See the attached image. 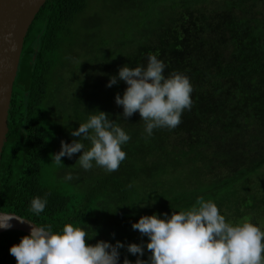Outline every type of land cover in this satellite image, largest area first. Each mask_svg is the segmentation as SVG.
Here are the masks:
<instances>
[{
	"label": "trees",
	"instance_id": "1",
	"mask_svg": "<svg viewBox=\"0 0 264 264\" xmlns=\"http://www.w3.org/2000/svg\"><path fill=\"white\" fill-rule=\"evenodd\" d=\"M95 1L100 3L47 0L28 30L8 115L5 141L12 144L0 160V211L50 226L54 233L62 232L66 224L83 228L91 245L100 240L125 244L121 232L133 230L132 224L141 216L170 217L190 210L201 197L214 202L226 222L234 226L250 222L260 228L264 0H117L112 12V5L104 0L101 7L107 8V14L101 7L94 9ZM105 17L111 22L108 29ZM110 44L112 51L106 49ZM84 45L90 50L83 54ZM88 52L92 62L105 63L112 76H118L125 65H146L148 57L155 55L166 66L165 76L180 73L189 79L191 109L184 110L175 129L157 128L148 136L138 112L124 120L123 107L115 99L97 97L93 84V95L83 91L60 100L57 85L71 71L74 53L89 62ZM126 87L118 79L112 91L122 97ZM16 94L19 102L14 106ZM60 101V108L71 110L68 117L62 111L56 115V107L53 112L52 105L58 108ZM106 104L115 108L110 119L130 136L121 146L126 158L116 172L106 173L93 162L79 180H62L58 170L66 173L70 168L77 175L81 166L76 161L82 153L62 157L58 169L52 158L51 120L59 117L63 126L83 112L89 117ZM84 144L90 147L88 141ZM173 168L192 185L177 191L164 183L161 187L158 179ZM153 185L164 193L142 199L139 190L151 191ZM37 197L46 200L40 214L30 210ZM143 200L151 203L141 206ZM26 235L18 230L0 233V264H17L9 249ZM119 252V260L127 258L131 264L150 256L149 252L132 255L126 248Z\"/></svg>",
	"mask_w": 264,
	"mask_h": 264
},
{
	"label": "clouds",
	"instance_id": "2",
	"mask_svg": "<svg viewBox=\"0 0 264 264\" xmlns=\"http://www.w3.org/2000/svg\"><path fill=\"white\" fill-rule=\"evenodd\" d=\"M165 68L161 60L150 55L146 65L121 67L118 76L110 77L106 85L112 87L118 79L126 83L123 96L117 94L115 102L123 107L124 120L137 112L140 114L148 136L157 128L175 129L184 110L192 107L193 89L189 79L180 73L165 76ZM71 135L81 140H73L71 144L61 141L60 151L52 155L55 163L61 164L62 157L71 159L74 154L82 153L76 163L84 170L92 169L95 162L112 173L119 170L126 158L121 146L130 136L103 111L80 123ZM84 141L89 142V148H85ZM73 178L67 173L63 179ZM45 206L46 200L37 197L31 201L30 210L40 214ZM164 215L163 219L156 214L141 216L132 224L133 230L149 238L146 248L151 253L147 261L138 258L135 264H264V231L250 222L235 226L227 223L211 200L201 197L190 210L173 212L170 217ZM13 218L20 223L35 224L7 214L3 215L0 228H10L9 221ZM86 237L85 229L71 224L64 225L60 233L52 232L50 226L36 225L9 252L17 264H118L123 243L117 241L113 245L100 240L91 245ZM127 251L143 256L144 244H128ZM123 264L131 262L125 258Z\"/></svg>",
	"mask_w": 264,
	"mask_h": 264
},
{
	"label": "rangeland",
	"instance_id": "3",
	"mask_svg": "<svg viewBox=\"0 0 264 264\" xmlns=\"http://www.w3.org/2000/svg\"><path fill=\"white\" fill-rule=\"evenodd\" d=\"M122 1V0H121ZM104 2V0H100V3H96L94 4V9L95 8H99L101 7V4ZM106 4L108 3V6L110 7L112 4L115 5V3L117 2V0H106L105 1ZM122 6V5H121ZM116 8V7H115ZM101 11H105V14L108 13L107 8L105 7H101L100 9ZM113 10V5L110 8V11L112 12ZM93 11V10H91ZM90 11V13H91ZM91 19L95 20V17L92 16ZM105 22H106V29H108L110 27L109 24H111V22L107 19V17H105ZM80 26V25H79ZM93 33V32H91ZM88 43V37L86 38V44ZM113 44H110L109 46L106 47V49L108 51H112L113 49ZM82 53H87L88 50H90V47L88 45H84L82 46ZM115 50H113L114 52ZM88 58H89V62H86L83 58H80V55H78L77 53H74L73 57H72V62H71V66L70 69L71 71L68 72L67 76L65 78L61 79V83L57 85V89H58V96L56 95L57 98H60V100L62 98H64V100H66L67 98H70L72 95L74 94H78L79 92H83L85 94H92V88L90 87L91 84L92 87H94L97 91H99V94H96L97 97H105L108 98L110 100L115 99L117 93L113 92L112 89L114 88V85L112 87H107L106 85L109 82L110 77H112V72L111 69H108L106 67L105 63H102L99 60L95 59V62L93 63V57L92 54L90 52H88ZM87 60V57H86ZM92 62V64H91ZM85 83H88V87L86 88ZM104 91V92H103ZM63 95V97H61ZM93 95V94H92ZM95 96V95H94ZM64 104V103H63ZM61 106V101L60 104L58 105V108L56 110V114L59 116V113H64L66 117H68V115L70 114L71 110H69V108H60ZM98 111H103L107 114H109V118L110 116L115 112V108L114 109H109V106L106 104V106H104V108H102L101 110L98 109ZM98 111L96 112H92L94 115L98 114ZM90 112V116L92 114ZM89 116V117H90ZM61 117V114H60ZM88 114L86 112H83L82 116L79 119L74 118L73 120L70 119L68 121V123L66 125L61 126V122L59 120V124L56 126V130L58 129L59 126V132H60V138L59 140V144H60V149H61V141H64L65 143L71 144L73 140H77L80 141L81 137H73L71 135V131L78 129L79 124L80 123H84L88 120ZM59 119V117H57ZM120 125V124H118ZM58 169H62V167L59 166ZM70 168L66 169V173L62 172L63 170H59L58 173L61 174V176L64 178V176L67 173H73L69 170ZM78 173H77V177L75 175H73V179L75 180H79L80 176L82 177V175L84 173H86V170H84L82 167L78 168ZM106 173H108L106 171ZM167 177L158 179L161 182V187H162V183H164V186L167 187L172 191H177L179 190L181 187L184 186H189L192 185L188 182V180L184 177L183 174H181L178 170L174 169L173 170H167ZM85 175V174H84ZM199 182L202 184H205V180L199 176ZM64 180V179H62ZM73 181V180H72ZM159 186H154L153 188H151V191L149 190H139V196L144 199L146 196H150V195H159L164 193V191H160ZM144 201V200H143ZM148 203L151 202H147L144 201L145 205H148ZM124 218V215H123ZM257 221V220H256ZM262 224H260V229H263L262 231H264V216H262L261 218ZM227 223H231V221H227ZM91 225V224H90ZM92 227L93 228H97L98 225L97 223H95V221H92ZM128 231L126 232H121V238L125 241V247L127 249V245L131 244V243H136V244H144V253H148L149 251L146 248V243L148 242L149 238L147 236H142L137 230H131V229H127ZM149 254L151 255V253L149 252ZM139 256V255H138ZM141 257V256H140Z\"/></svg>",
	"mask_w": 264,
	"mask_h": 264
},
{
	"label": "water",
	"instance_id": "4",
	"mask_svg": "<svg viewBox=\"0 0 264 264\" xmlns=\"http://www.w3.org/2000/svg\"><path fill=\"white\" fill-rule=\"evenodd\" d=\"M46 1L0 0V160L5 144L9 109L21 62L24 41L36 15ZM9 33H11V38H9ZM7 214H15L22 217L14 212L0 211V222L3 220V215ZM9 223L11 227L8 229L0 228V233L18 230L30 234L31 227L37 225L36 223V225L30 224L28 221L20 223L15 218L11 219ZM118 264H123V262L119 260Z\"/></svg>",
	"mask_w": 264,
	"mask_h": 264
},
{
	"label": "flooded vegetation",
	"instance_id": "5",
	"mask_svg": "<svg viewBox=\"0 0 264 264\" xmlns=\"http://www.w3.org/2000/svg\"><path fill=\"white\" fill-rule=\"evenodd\" d=\"M19 71V70H18ZM19 73V72H18ZM18 77V75H17ZM17 79V78H16ZM16 83V81H15ZM14 87H15V84H14ZM18 94H16V96L14 97V106L19 102L18 100ZM17 106V105H16ZM55 107L57 109V106H55V103L52 105V109H53V112H55ZM57 115V114H56ZM55 116V115H54ZM51 123L53 125V130L55 131V143L53 144L54 146V154L55 153H58L60 151V144H59V138H60V132H59V126H58V129L56 130V126L59 124V119L57 117H53V119L51 120ZM12 142L11 141H5V144H4V148H3V151L5 152V150H9L10 146H11ZM3 153V152H2ZM57 167L59 168V164H56ZM59 171V170H58Z\"/></svg>",
	"mask_w": 264,
	"mask_h": 264
}]
</instances>
